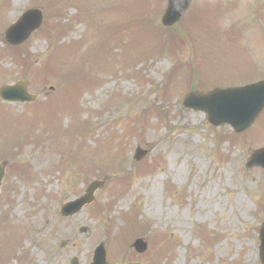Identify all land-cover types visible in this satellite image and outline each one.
<instances>
[{
    "label": "rangeland",
    "instance_id": "obj_1",
    "mask_svg": "<svg viewBox=\"0 0 264 264\" xmlns=\"http://www.w3.org/2000/svg\"><path fill=\"white\" fill-rule=\"evenodd\" d=\"M51 1L0 0V51L4 50L0 72L6 68L9 73L0 80H29V90L38 94L40 104L45 94L48 104L58 96L57 125H66L63 129L72 135L78 126L77 137L71 138L77 152L87 155L85 144L90 139L92 146L83 170L74 162L46 176L44 166L34 162L41 172L39 187L53 184L60 195L72 191L70 197L83 192L82 183L104 180L94 201L104 212L93 214L95 206H87L72 219H56L53 225L56 215L51 216L49 210L54 201L44 205L45 212L38 207L30 213L27 183L22 180L25 194L21 199V189L14 190L10 183L9 192L14 193L0 216V264H69L73 258L77 264H89L99 242L106 249L107 264H260L257 234L264 219V171L246 170L244 162L252 149L264 145V111L249 129L235 136L229 127L209 125L204 115L184 109L181 103L189 91L192 62L198 61L195 82L202 84L198 90L264 79V0H193L186 16L170 27L171 32L160 24L165 0H119L122 5L109 4L110 0H94V5L91 0H60L63 11L56 23L67 27L56 44L45 36L57 19L48 12ZM31 4L43 12L42 27L17 48L6 45V28ZM126 12L130 23L119 15ZM100 14L108 19L103 21ZM112 22H122L110 29L118 31L124 45L119 43L120 37L106 38L109 28L102 32ZM181 39L186 48L170 46ZM83 52L86 60H79ZM176 64L184 67L170 74ZM74 68L79 76L73 79ZM166 82L171 84V96L162 101L158 89ZM148 105L162 108L167 117L157 119L153 113L143 125L126 126L134 121V112ZM39 120L38 114L30 112L14 113L7 120L0 112V145L7 141L18 145L21 139L28 143L25 151L10 150L8 158H14L11 169L16 162L25 164L30 154L29 161L43 153L44 127ZM110 134L115 140H108L115 145L107 149L100 142ZM47 144L66 148L56 136H50ZM136 146L148 150L139 162L131 157ZM37 148L43 150L37 152ZM121 148L119 165L112 164L113 159L106 169L99 159L100 169H93L92 149L110 155ZM66 154H58L53 163L69 158ZM149 165L155 168L150 170ZM119 169L130 173L126 181L116 176ZM12 180L18 183L19 177L12 174ZM168 184L178 188L174 195L166 188ZM9 212L17 225H27L30 230L18 234L19 244L15 235H3L12 223ZM125 215L133 217V225L126 222ZM136 218L142 221L141 227ZM199 225L209 230L196 233ZM211 231L215 234L208 237ZM50 235L67 240L60 245L58 237L55 241ZM138 237L148 241L143 254L130 247ZM114 247L124 251L115 248L120 252L116 255Z\"/></svg>",
    "mask_w": 264,
    "mask_h": 264
},
{
    "label": "water",
    "instance_id": "obj_2",
    "mask_svg": "<svg viewBox=\"0 0 264 264\" xmlns=\"http://www.w3.org/2000/svg\"><path fill=\"white\" fill-rule=\"evenodd\" d=\"M189 1L167 0L162 22L169 25L178 20ZM22 22L20 20L17 24L13 25L9 34H7L9 40L12 41L17 36V33L23 36L26 34L27 28L24 27ZM7 91H4L3 95H6ZM184 104L207 111L209 119L216 124L227 123L236 131H242L254 121L264 108V81L240 88L214 89L208 93H191L185 97ZM140 153H142L141 156L144 154L143 151L137 149L135 156L138 158ZM247 165L264 166V148L253 152ZM93 188L94 185L90 187L89 191L91 192ZM261 236L264 241V228L261 230ZM134 246L139 251L145 249V244L141 240H137ZM261 257L264 261V242ZM92 264H104V253L101 245L96 250L95 260Z\"/></svg>",
    "mask_w": 264,
    "mask_h": 264
}]
</instances>
